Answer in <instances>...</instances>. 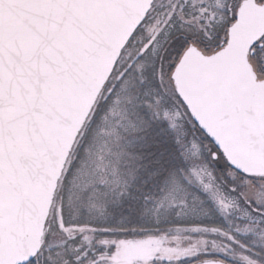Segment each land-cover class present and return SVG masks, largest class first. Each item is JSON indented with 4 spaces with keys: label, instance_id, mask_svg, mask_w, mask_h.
Returning a JSON list of instances; mask_svg holds the SVG:
<instances>
[{
    "label": "snow or ice",
    "instance_id": "6c2138e0",
    "mask_svg": "<svg viewBox=\"0 0 264 264\" xmlns=\"http://www.w3.org/2000/svg\"><path fill=\"white\" fill-rule=\"evenodd\" d=\"M0 264H264V0H0Z\"/></svg>",
    "mask_w": 264,
    "mask_h": 264
}]
</instances>
